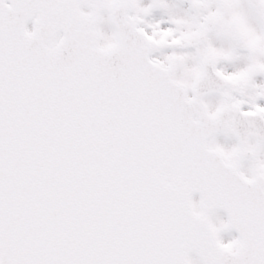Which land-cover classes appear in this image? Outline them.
<instances>
[{
  "label": "snow or ice",
  "instance_id": "snow-or-ice-1",
  "mask_svg": "<svg viewBox=\"0 0 264 264\" xmlns=\"http://www.w3.org/2000/svg\"><path fill=\"white\" fill-rule=\"evenodd\" d=\"M0 264H264V0H0Z\"/></svg>",
  "mask_w": 264,
  "mask_h": 264
}]
</instances>
